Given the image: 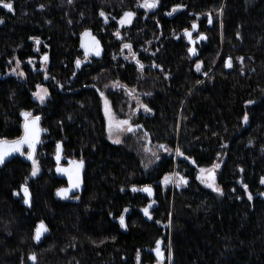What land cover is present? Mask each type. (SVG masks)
<instances>
[{
    "label": "trees",
    "instance_id": "trees-1",
    "mask_svg": "<svg viewBox=\"0 0 264 264\" xmlns=\"http://www.w3.org/2000/svg\"><path fill=\"white\" fill-rule=\"evenodd\" d=\"M7 2L14 10L0 7V139L22 136L23 112L40 116L45 133L36 154L38 176L31 177L32 163L22 157L0 168V264H34L28 258L33 253L35 264H137L138 252L139 264H155L157 240L165 249L171 242L166 264H264V0H160L150 13L137 7L143 0ZM177 5L185 7L166 15ZM125 11L136 17L120 39L115 33ZM192 23L199 26L194 39L201 33L208 38L196 45L195 59L184 37ZM86 32L101 44V57L85 56ZM123 43L132 45L134 60L122 57ZM229 58L232 68L226 67ZM17 61L24 77L12 74ZM117 82L125 89L113 90ZM37 85L49 91L43 105L33 95ZM127 90L141 94L152 112L138 111V131L113 144L101 93L125 118ZM249 100L255 103L246 107ZM60 143L64 158L85 163L78 200L56 198L66 185L55 174ZM147 146L158 148L159 160ZM223 160L220 196L201 185L197 170ZM177 173L186 186L164 182ZM23 184L31 208L13 195ZM133 186H150L154 200L132 192ZM149 204L151 220L142 211ZM121 214L127 230L119 224ZM41 222L50 231L37 244L33 236Z\"/></svg>",
    "mask_w": 264,
    "mask_h": 264
},
{
    "label": "snow or ice",
    "instance_id": "snow-or-ice-1",
    "mask_svg": "<svg viewBox=\"0 0 264 264\" xmlns=\"http://www.w3.org/2000/svg\"><path fill=\"white\" fill-rule=\"evenodd\" d=\"M72 0H69V3H71ZM160 6V0H143L142 3H138L137 7L140 8H144L146 10H154L156 8H158ZM0 7L6 9L8 12H13V3L11 2H7V0H0ZM185 6L183 5H177L174 6L172 8V10L170 12H167L166 15L168 16H172L174 13L182 10ZM208 24L211 25L212 24V15L211 13H208ZM218 16H222L223 15V8H221L219 10V12L217 13ZM100 16L104 18L105 23L108 22V17L106 15L105 12L101 11L100 12ZM136 17V13L134 11H125L123 13L122 18H120L118 20V23L121 27H124L125 25L130 26L132 21L135 19ZM113 19H115V17H113ZM4 20L0 19V24H3ZM191 29L195 30V31H199V26L196 23H192L191 24ZM91 34L86 32L85 36H90ZM115 35L120 38L123 39L121 37V33L120 32H116ZM184 35L188 38V41L190 44L195 45L196 40L193 39V32L189 31L188 29L184 30ZM239 35V34H238ZM35 39V43L37 45L40 44V40ZM199 40L202 41H207V36L204 34H199L198 36ZM92 41L93 44L92 45H85V55H89V54H94L96 56L100 55V47H99V41L95 40V37H92ZM123 49H128L129 51L132 50V45L130 43H123ZM38 50V49H37ZM188 51L193 55V56H197L198 52L196 50L195 47L189 48ZM133 55H135V53H133ZM115 58V57H114ZM49 59V57L47 55L43 56V60L45 62H47ZM125 59H127V57H125ZM240 62H243V58H239ZM32 61L29 60V63H31ZM202 61L197 62L195 64V70L196 72H200L201 68H202ZM17 64L19 65V61H17ZM137 64L139 66L140 71L142 72L144 70V65L142 63H140L139 61H137ZM81 66V61L77 60L76 61V67L79 68ZM156 67H159L158 65H154ZM226 67L228 68H232L233 64H232V60L231 58H229L227 60L226 63ZM15 71V70H14ZM161 71H163V69H161ZM18 76H24L23 72H17L16 73ZM205 75H207V73H204ZM45 79H48L49 77L47 75H45L44 77ZM197 83H203V81H198ZM117 84H119V82H117ZM121 87H126L125 85H120ZM38 91L33 93L34 96H36L41 103H43L48 96V90L46 88H42L40 85L36 86ZM41 92L44 93V95H41ZM131 94V93H129ZM191 94V93H189ZM101 95L103 96L104 94L101 93ZM147 95H151V93H147ZM106 100V105H107V99ZM255 101L253 100H249L247 102V105H252L254 104ZM137 109L136 111L138 112L141 108L144 110V112L146 113H150L152 112V109L149 108L146 104L142 103L140 100L137 99ZM21 115L24 117V124H23V136L16 139V140H12L9 141L7 139H0V167L4 166L6 161L8 160L9 157L13 156L14 153H18L21 156L25 155V146L27 147V149H29L30 151L27 153V159L30 160L32 162V170L30 175L32 177H35L38 174L39 171V165H38V161L36 159V146L38 144L41 143L40 140V136H41V128L39 126V121H40V116H33L32 113L30 112H23L21 113ZM105 116L108 119V133H109V139L112 140L113 144H120L122 143V140L120 139L119 135H116L114 138V133H121V132H127V133H134L138 130L139 125L137 126H133L131 121L128 119L125 120H118L115 119L114 116L110 115L108 112L107 107L105 108ZM243 123L245 125H247L249 123V115L246 112L243 115ZM60 146L58 145V148ZM159 147L161 148H165L166 151H169V154H171L170 150L166 149L165 145H160ZM224 147H227L226 145H224ZM147 151H150V149H148ZM176 154L180 155V156H184V153L180 150V148H176L175 149ZM151 155L156 159L159 160V156L157 155V153L152 152ZM185 159H188L187 156H184ZM60 157L59 155L57 156V161H59ZM193 163H195V161H192ZM72 167L67 168V169H57L58 171L63 172V174L68 176V180H69V187L67 188H62L59 189L56 193L57 196H59L61 199H69L70 195H72V198L74 199H79L78 195H74V191H78L82 188L83 185V176H82V172H83V168H84V161L80 160L79 162L73 161L71 162ZM220 164H214L211 168H200L199 172L200 175L197 176V179L200 180V182L202 184L205 185V187L210 188L213 192L217 193L220 196L224 195V191L222 189V187H220L217 182H216V172L217 170L220 168ZM239 171L241 173H243L244 169L240 168ZM176 176H178V180L173 181L169 176H166L164 178V182L167 183H175L176 186H180L182 185H187L188 184V180L186 178H184L183 176H179V174L177 173ZM241 185L243 186L244 192L247 193V199L249 201H252L254 199L253 194L249 191L248 189V185L246 183L243 182V180L240 181ZM260 183L264 184V177H262L260 179ZM121 191H124V189L122 188ZM132 192H138V191H143L145 193H147L149 196H151L153 194V189L150 186H145L143 188H137L135 186L132 187L131 189ZM232 191H235V189H232ZM21 192L23 193V203L26 204L29 208L32 207V197L29 191V187L27 186V184H23L21 185V188L19 191H16L13 193V195L19 197L21 195ZM260 195H264V192L260 193ZM152 207L151 204L148 205V207L142 209L144 215L151 220L153 217L149 211V209ZM129 211V209L125 208L123 210V212L126 214ZM119 224L122 228H124L125 230H127V223H126V219H125V215L121 214L119 216ZM166 227H171V221H169L168 225H166ZM50 229L48 228V226L44 223L41 222L38 226H36L35 228V233L33 236L34 241L38 244L41 241V237L44 235V233L49 232ZM11 233H9L10 235ZM164 244L163 240H157L155 242V247L152 249V251L155 252V256L157 259L158 264H165V251L167 250L169 252V258H170V254H171V242L169 241L167 249L163 248L162 245ZM30 260H32L35 264L37 257L36 255L33 253L31 256L28 257ZM137 264H139L140 261V253H137Z\"/></svg>",
    "mask_w": 264,
    "mask_h": 264
},
{
    "label": "rangeland",
    "instance_id": "rangeland-1",
    "mask_svg": "<svg viewBox=\"0 0 264 264\" xmlns=\"http://www.w3.org/2000/svg\"><path fill=\"white\" fill-rule=\"evenodd\" d=\"M144 9V8H143ZM155 10V9H154ZM154 10H151V11H149V10H146L145 9V11H147L148 13H150V12H152V11H154ZM133 22V21H132ZM132 24V23H131ZM124 27H129L128 25H125ZM123 27H121L120 25H119V23H118V31L117 32H120V30L122 29ZM133 50H131V51H129L128 49H123V47H122V53H121V55H122V57H127L128 58V60L129 61H132V60H134L136 57H137V55L135 54V55H133ZM15 70V71H14ZM14 70H13V72H12V74L13 75H16V76H18L16 73L17 72H21V70H20V65H17V66H15L14 67ZM18 77H21V76H18ZM24 77V76H23ZM117 83H114V84H112L111 85V88L113 89V90H116V88H117ZM42 88H46V87H44V86H41ZM47 89V88H46ZM48 90V89H47ZM37 91H38V89H37ZM129 93H131V94H129ZM103 96L101 95V99H102V108H103V114H104V117H105V122H106V130H107V137H108V139H109V133H108V119L106 118V116H105V108L107 107V109H108V112H109V114L110 115H112V116H114V118L115 119H118V120H125V119H128V120H130L131 121V123H132V125L135 127V126H137L136 124H134V119L136 118V116H138V112L136 111V109H137V107H138V105H137V99L138 100H140L141 101V94H139V93H137V92H135V90H131V91H129V90H127V92L125 91V97H126V104H127V110L124 112L125 113V118H119L115 113H114V111H113V108H112V105H111V102H110V100H109V98H108V96H107V92L105 91V92H103ZM41 95H44V93L43 92H41ZM48 98H49V91H48V96H47V99L43 102V103H41L40 102V100L35 96V101L36 102H38L40 105H43V104H45L46 102H47V100H48ZM105 98L107 99V105H106V100H105ZM142 102V101H141ZM139 111H144L142 108L139 110ZM139 129V128H138ZM138 131V130H137ZM135 133V132H134ZM134 133H127V132H121V133H114V138H115V136L116 135H119V137H120V139L121 140H123V138L125 137V136H127V135H129V134H134ZM110 140V142H112V140L111 139H109ZM149 145V144H148ZM148 149H150V151H148L149 153H152V152H157L158 151V148H150L149 146H147V148H146V150H148ZM217 163H219L221 166H220V168L217 170V172H216V182H217V184L219 185V176H220V174H221V172H222V169H223V166H224V160L223 161H218ZM217 163H215V164H217ZM212 167V166H211ZM211 167H203V168H211ZM199 169L200 168H198V170H197V176L198 175H200V172H199ZM40 174V167H39V171H38V174L36 175V176H38ZM35 176V177H36ZM32 177V176H31ZM173 181H176L177 180V177L175 176V175H173V177L171 176L170 177ZM198 181L200 182V180L198 179ZM201 183V182H200ZM172 185H175V183H171ZM201 185H203L204 187H205V185L204 184H202L201 183ZM220 186V185H219ZM205 188H207V187H205ZM207 189H209V190H211L210 188H207ZM212 191V190H211ZM167 255V252L165 251V257H167L166 256ZM169 260H170V258H169ZM155 264H158V262L156 261V263ZM165 264H166V261H165Z\"/></svg>",
    "mask_w": 264,
    "mask_h": 264
},
{
    "label": "water",
    "instance_id": "water-1",
    "mask_svg": "<svg viewBox=\"0 0 264 264\" xmlns=\"http://www.w3.org/2000/svg\"><path fill=\"white\" fill-rule=\"evenodd\" d=\"M192 32H193V35L196 33V31L195 30H191ZM89 33V32H88ZM91 34V33H90ZM92 35H90V36H85V34L82 36V40H81V48H82V50L84 51V53H85V45H92L93 44V41H92ZM184 37L186 38V41H187V43L189 44V46H190V48H192V47H195L196 48V45L198 44V43H200V42H202V40H199L198 38L197 39H195L196 40V43H195V45H193V44H190L189 43V41H188V38L184 35ZM194 39V38H193ZM95 40H97L96 38H95ZM98 41V40H97ZM99 47H100V55L99 56H96V55H94V54H89V55H85L88 59L89 58H91V57H95V58H99V57H101V55H102V47H101V45H100V43H99ZM197 50V49H196ZM198 52V51H197ZM189 55H190V57L192 58V59H195L197 56H193L190 52H189ZM22 119H23V124H24V117L22 116ZM39 126H40V128H41V136H40V140H41V143H42V138H43V135H44V133H45V131L43 130V128L41 127V120L39 121ZM22 129H23V126H22ZM22 136H23V133H22ZM21 136V137H22ZM41 143L40 144H38L37 146H36V154H37V150H38V148L40 147V145H41ZM58 145L60 146L59 148H58ZM57 145V151H56V154H55V157H54V162H55V164H56V167H55V174H56V177L58 178V179H60V180H62V181H64V182H66V184H67V186L66 187H64V188H67V187H69L70 185H69V180H68V176L67 175H65V174H63V172H61V171H58L57 169L59 168V169H67V168H70V167H72V164H71V162H73V161H76V162H79L78 160H71V159H66V158H64V156H63V147H62V144L60 143V144H58ZM30 150L29 149H27V147L25 146V155L24 156H21V155H19L18 153H14L13 154V156H11V157H9L8 158V160L6 161V163L8 162V161H10V160H12L13 158H16V157H22L25 161H27V162H30V163H32L30 160H28L27 159V153L29 152ZM59 155V157H60V159H59V161H57V156ZM62 162H64V164H62ZM5 163V164H6ZM3 167V166H2ZM2 167H0V168H2ZM85 169H86V167H85V163H84V168H83V172H82V176H83V185H82V188L80 189V190H78V191H74V195H80L82 192H83V190H84V176H85ZM62 189V188H61ZM153 189V188H152ZM139 193H142V194H144L148 199H150L151 201H153L154 200V198H155V192H154V190H153V194L151 195V196H149L147 193H145V192H143V191H138ZM138 192H135V193H138ZM57 193V192H56ZM21 195H22V197H23V193L21 192ZM72 197V195H70V197H69V199H67V200H65V199H61L59 196H57L56 195V198L57 199H60V200H62V201H68V200H70V198ZM24 204V203H23ZM25 206H27L26 204H24ZM46 234L47 233H44V235L41 237V240L46 236Z\"/></svg>",
    "mask_w": 264,
    "mask_h": 264
},
{
    "label": "flooded vegetation",
    "instance_id": "flooded-vegetation-1",
    "mask_svg": "<svg viewBox=\"0 0 264 264\" xmlns=\"http://www.w3.org/2000/svg\"><path fill=\"white\" fill-rule=\"evenodd\" d=\"M117 88H123V87H121L120 85H117ZM123 89H125V88H123ZM62 164H64V162H62ZM66 184V183H65ZM67 186V184L66 185H64L62 188H64V187H66ZM79 196V195H78ZM70 199H74V198H70Z\"/></svg>",
    "mask_w": 264,
    "mask_h": 264
},
{
    "label": "bare ground",
    "instance_id": "bare-ground-1",
    "mask_svg": "<svg viewBox=\"0 0 264 264\" xmlns=\"http://www.w3.org/2000/svg\"><path fill=\"white\" fill-rule=\"evenodd\" d=\"M101 45V44H100ZM189 45V44H188ZM103 50V49H102ZM84 52V51H83ZM57 150V149H56Z\"/></svg>",
    "mask_w": 264,
    "mask_h": 264
}]
</instances>
